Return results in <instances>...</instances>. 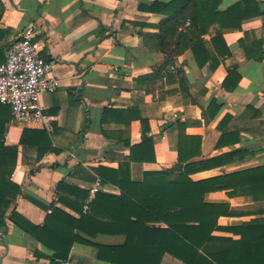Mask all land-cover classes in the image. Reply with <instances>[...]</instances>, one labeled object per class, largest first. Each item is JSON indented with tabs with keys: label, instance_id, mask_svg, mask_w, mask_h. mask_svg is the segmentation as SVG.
<instances>
[{
	"label": "crops",
	"instance_id": "obj_1",
	"mask_svg": "<svg viewBox=\"0 0 264 264\" xmlns=\"http://www.w3.org/2000/svg\"><path fill=\"white\" fill-rule=\"evenodd\" d=\"M157 1L173 0H0V64L9 44L35 29L61 81L42 98L52 118L48 125H20L11 114L5 139L18 146L11 181L21 193L0 228V264H187V181L216 177H226L227 186L205 193L203 202L227 205L229 215L216 211L217 226L211 238L197 240L199 251L226 260L233 248L264 240V174L249 171L264 167V58L258 60L264 0L263 15L223 30L232 54L216 70L210 62L200 67L190 48L168 63L157 38L165 16L143 8ZM239 1L223 0L219 10ZM210 40L207 35L211 51ZM241 40L252 58L245 57ZM233 71L240 79L224 83ZM24 129L46 131L48 149L21 144ZM145 130L155 159L141 161L137 153L133 161L132 147L143 142ZM187 165L198 170L187 176ZM98 182L102 199L85 213ZM54 208L77 221L84 214L92 219L75 229L85 242L75 243L66 260L10 218L16 211L43 226ZM204 209L199 203L194 213ZM181 213L184 222L176 219ZM126 244L134 253L105 250Z\"/></svg>",
	"mask_w": 264,
	"mask_h": 264
},
{
	"label": "trees",
	"instance_id": "obj_2",
	"mask_svg": "<svg viewBox=\"0 0 264 264\" xmlns=\"http://www.w3.org/2000/svg\"><path fill=\"white\" fill-rule=\"evenodd\" d=\"M222 2L223 0H173L169 3L157 1L154 2L151 7H143L152 13H159L165 16L159 24L157 38L158 48L168 56V63H172L175 57L181 55L190 48L200 67H204L210 62L211 68L216 70L221 64V61L232 54L225 42L223 30L226 28L240 29L242 28V22L244 20L263 15L261 2L259 0H240L227 10L220 11L219 7ZM207 35L211 36L210 44L213 48L211 51L207 48V43L205 41ZM263 41L264 40L259 41V46ZM240 45L243 47L247 59L254 56L251 52V48L246 46L243 40L240 41ZM263 58L264 53L262 52L258 60H263ZM165 67L166 65H163L158 70L164 71ZM234 77L237 78V80L240 79L237 71L231 72L224 83L227 84L229 81H232ZM11 114V108L9 106L0 104V228L6 225L7 212L13 200L21 193V188L11 181L13 171L17 166L18 146L6 145L5 139ZM144 134L145 139L143 142L132 147L131 160L133 161L137 159V156H135L137 153L140 154L139 160L141 161L155 159L153 138L147 136L146 130ZM34 137L36 139H34ZM26 142H32L34 145L41 148V150L44 146L45 149H43V151L48 149L50 145L49 135L46 131L24 129L21 144H25ZM189 166L191 165H187V176L195 170H198V168L192 169ZM249 171H251V173L253 172L255 175L264 174V167L250 169ZM249 171H244L242 173L245 174ZM151 176L152 174H148V177ZM230 177H232V174L227 175V179ZM225 178L226 177H216L200 182L187 181V192L189 191L187 196L186 223L187 261H183L187 264H264L263 239L249 245L246 243L241 244L239 250H237L238 248L233 250V248L231 251L227 252L226 260L219 259L214 255L207 257L199 251L201 244H199L197 240L200 239L203 234L211 238V232L217 226L216 222L219 215L215 214L216 211L223 210L225 215H229V213H226L228 208L227 205H208L203 202L205 193L221 190L227 186L225 182H223ZM220 182H222L221 184L224 186L221 185ZM130 198L140 205L147 206V204L143 203L139 198L133 196ZM101 199L102 196L98 195L97 199L94 201V206L98 200ZM199 203L204 204L205 211L202 212L206 215L194 213L195 206H198ZM208 213H211V215ZM10 218L15 225L25 230L48 248L54 250L55 258L62 260L68 258L75 243L85 242L82 237L74 234L75 229L80 227L79 223L92 221V219L85 214L81 221H77L57 208L49 212L43 226L31 223L16 211L11 214ZM176 219L184 222L183 214H177ZM174 228L177 234L182 233V230H179L178 226ZM176 238H178V236ZM126 245L127 246L123 248H110L105 250L109 251L114 256H121L122 253L128 252L132 246H130V244ZM98 248L100 249V256H102L101 253L104 247L99 246ZM133 250L131 248V252ZM107 262L114 264H160V262L154 263L140 260H132L129 262L109 260Z\"/></svg>",
	"mask_w": 264,
	"mask_h": 264
},
{
	"label": "built area",
	"instance_id": "obj_3",
	"mask_svg": "<svg viewBox=\"0 0 264 264\" xmlns=\"http://www.w3.org/2000/svg\"><path fill=\"white\" fill-rule=\"evenodd\" d=\"M31 29L7 48L6 59L0 64V104L11 108L13 121L20 125L46 126L51 116L42 105L46 94L55 93L61 86L54 75V62L43 55V42ZM100 182L90 189L84 205L88 213L99 192Z\"/></svg>",
	"mask_w": 264,
	"mask_h": 264
}]
</instances>
